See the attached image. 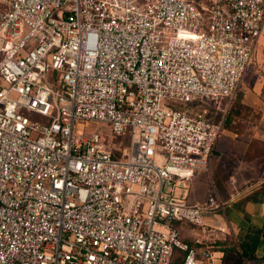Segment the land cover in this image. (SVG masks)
Segmentation results:
<instances>
[{"label":"built area","instance_id":"obj_1","mask_svg":"<svg viewBox=\"0 0 264 264\" xmlns=\"http://www.w3.org/2000/svg\"><path fill=\"white\" fill-rule=\"evenodd\" d=\"M263 28L264 0H0V264H221L219 112ZM76 119L127 149L74 143ZM202 176V202L178 197Z\"/></svg>","mask_w":264,"mask_h":264},{"label":"crops","instance_id":"obj_2","mask_svg":"<svg viewBox=\"0 0 264 264\" xmlns=\"http://www.w3.org/2000/svg\"><path fill=\"white\" fill-rule=\"evenodd\" d=\"M256 58L258 62L260 58L264 60V28L243 79L244 85L253 81V93L240 94V103L223 125L213 153L215 168L220 163L226 170L221 159L224 157L230 170L228 178L232 181H224V189L219 185L225 199L222 211L224 214L226 210L225 225L230 228L223 238L231 237L236 241L243 239L248 228L261 229L264 224V90L262 79L254 78ZM226 105L223 100L221 109L224 112H219L224 118ZM255 256H264V238L258 240Z\"/></svg>","mask_w":264,"mask_h":264},{"label":"rangeland","instance_id":"obj_3","mask_svg":"<svg viewBox=\"0 0 264 264\" xmlns=\"http://www.w3.org/2000/svg\"><path fill=\"white\" fill-rule=\"evenodd\" d=\"M253 65L255 67V77L254 78H258L260 77V79H262L263 84H262V89L264 90V60L263 59H259V62L256 58V60L253 62ZM53 74L52 71L49 72V76L51 77ZM244 79V77H243ZM253 81L250 83V85L247 84H243V80L242 83L240 85V88L237 92L236 98L241 94L243 96L244 94H251L253 93ZM250 97V95L248 96ZM168 102H172V104L176 105V101H168ZM164 103L166 102H162V106L164 105ZM206 103L209 105V101H206ZM240 103V102H239ZM237 102V99L233 102V106L231 108V111L228 115V117L231 115V113L233 112L234 108L236 107V104H239ZM263 104H264V100H263ZM259 115V112H258ZM258 115H255V117H257ZM227 117V118H228ZM39 121H43L42 118H38ZM95 132L97 133L101 139L105 142V145L107 147L110 146V148H114L117 150H124L127 149V139L125 135L122 136H114L112 131H111V126L110 124L106 123V122H99V121H84L82 119H76L73 125V134H72V138H73V142L76 143L80 138H84V137H88L90 133ZM222 165H226V170L223 169V167H221V164L218 163L217 168H215V155L213 154L212 156V160H211V169L213 172H211L210 174V179H211V183L213 184V186L216 188V190L218 191L220 198L224 201L225 199L222 196V193L220 192L221 188L224 189V181H232L230 180V178H228L229 176V169H228V163H227V159L222 157ZM159 162V161H158ZM224 162V163H223ZM228 171V172H227ZM227 174V175H226ZM200 181L202 182V184L199 183H182L180 185L179 191H178V197L179 198H183L185 199L188 203H200L202 202L206 196L208 195V193L210 192V188L206 185V182L209 181V179H207L205 176H202L199 178ZM221 188H220V186ZM225 214V215H224ZM224 214L221 211L215 210L212 213L208 214V215H204L203 216V220L206 224L208 225H221L224 226L225 225V216H226V210H224ZM174 227L176 228L177 234H178V239L187 243H192L193 239L195 237H197L199 235V229L193 225L187 224V223H182V222H174ZM176 255H182V252H179L178 250L175 251ZM242 264H247L245 262H243Z\"/></svg>","mask_w":264,"mask_h":264},{"label":"trees","instance_id":"obj_4","mask_svg":"<svg viewBox=\"0 0 264 264\" xmlns=\"http://www.w3.org/2000/svg\"><path fill=\"white\" fill-rule=\"evenodd\" d=\"M240 100V95L234 98L233 102ZM233 102L228 109L225 116L224 123L228 120V115L233 106ZM110 147V146H109ZM114 156H117L116 149L111 148ZM260 238H264V224L261 229L248 228L244 237L240 241L233 240L231 237L223 238L215 242V250L221 253V264H264V256L256 257L255 249ZM190 244V243H189ZM184 253L182 255L174 254L172 264H180Z\"/></svg>","mask_w":264,"mask_h":264}]
</instances>
